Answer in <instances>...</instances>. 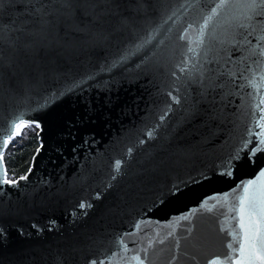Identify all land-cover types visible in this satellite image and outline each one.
<instances>
[{"label":"water","instance_id":"1","mask_svg":"<svg viewBox=\"0 0 264 264\" xmlns=\"http://www.w3.org/2000/svg\"><path fill=\"white\" fill-rule=\"evenodd\" d=\"M137 2L134 11L130 5ZM216 3L121 0L104 39L63 26L58 34L49 29L45 39L22 37L16 64L0 75V141L5 121L25 112L41 124V151L32 157L28 180L0 194V264H52L57 255L64 264H83L84 258L138 264L136 256L144 264L223 259L239 230L238 216L231 194L228 200L214 194L251 178L257 166L264 167V155L249 153L253 166L233 161V175H220L230 155L247 152L243 139L248 147L258 143L246 136L249 127L259 131L248 95L253 88L231 98L224 121L183 110L195 96L185 100V78L175 66L184 54L191 57L187 45L195 47L202 16ZM189 23L194 27L184 32ZM124 50L131 55L120 70L82 79ZM249 66L255 68L246 61ZM245 69L244 75H253ZM73 81L80 86L71 87ZM168 92L181 104L167 98L174 104L167 130L149 141L146 126L158 118ZM258 92L264 95V87ZM260 115L255 110L256 119ZM121 157L123 172L115 171L114 160Z\"/></svg>","mask_w":264,"mask_h":264},{"label":"snow or ice","instance_id":"2","mask_svg":"<svg viewBox=\"0 0 264 264\" xmlns=\"http://www.w3.org/2000/svg\"><path fill=\"white\" fill-rule=\"evenodd\" d=\"M120 2L121 0H0V75L3 74V69L13 68L16 64V55L22 47V37L39 35L45 39L49 29L58 34L63 26L85 36L106 38L107 26L111 24V18L118 14ZM130 6L134 11H138L140 7L139 2ZM78 10L80 16L77 15ZM126 20L127 17L121 16V22ZM202 20L203 23L199 24L197 29L195 47L191 41L187 45V53H191V57L184 54L183 60L175 66L185 78V100L189 99L190 94L195 96L191 107L183 110L188 115L203 112L209 119L224 121L228 116L225 109L231 103V98L237 96L239 89L251 87L255 90L248 95L253 97L252 123L259 131L253 132L252 127H249L246 136L251 137L252 141L258 140V143L254 147H248V139L241 141L248 149L247 152L243 155L239 152L230 155L227 163L222 165L226 170L220 175L230 177L233 175V161H237L241 166H253L255 161L249 153L254 155L259 151L264 155V107H260L264 105V95H259L258 92L259 88L264 87V0H218V3L207 9V14L202 16ZM193 27L194 23H189L184 32ZM218 28L223 31L218 33ZM180 39H185L183 34ZM140 47L143 45L136 46L137 51ZM5 49L8 50L7 56ZM130 55L131 53L124 50L118 57L100 65L82 79L91 80L99 73L120 70ZM246 61H250L255 68L249 66L245 69ZM242 69L252 72L253 75H244ZM257 69L259 82L255 79ZM237 73H240L239 77ZM171 75L180 78L177 71H173ZM237 78L241 81L239 85L236 84ZM106 84L107 82L105 86ZM79 86V82H72L71 87ZM168 97L176 105L181 104L179 96H174L172 92L167 93L163 106L156 109L158 118L154 119L151 127L146 126V139L149 141L160 138L159 129L167 130L166 118L169 113L174 112V104L168 101ZM255 110L261 113L258 119L255 117ZM5 122L7 130L2 133L3 140L0 141V194L8 191L5 186L18 190L19 182L28 180L29 173L33 172V165L30 164L27 172L18 175L14 168L9 167L12 153L9 152L6 159L4 149L10 141H13L15 146L14 137L23 138L25 129L41 128L38 120L25 112H20ZM170 136L171 133L169 139ZM144 142L140 140L138 143ZM40 151L41 147L35 148L36 153ZM127 151L132 152L133 148H128ZM122 159L123 157L114 160L115 171L123 172ZM126 164L127 161H124V165ZM110 175L114 176V172H110ZM230 194L234 201L232 210L238 216L239 230L232 233L235 240L227 245L228 252L223 259L216 257L208 264H264V167L257 166L251 178L242 179L228 191L214 195L228 200ZM84 206L83 203L80 204V207ZM2 232L3 229H0V233ZM116 247L118 248V245ZM110 255L117 256V252L112 251ZM133 259L137 260L138 264H144L139 256ZM52 264H64L63 257L54 256ZM83 264H105V261L84 258Z\"/></svg>","mask_w":264,"mask_h":264},{"label":"trees","instance_id":"3","mask_svg":"<svg viewBox=\"0 0 264 264\" xmlns=\"http://www.w3.org/2000/svg\"><path fill=\"white\" fill-rule=\"evenodd\" d=\"M37 132L38 129H25L23 131V138L14 137L15 146H13V141H10L8 147L4 149L6 159L9 152L12 153L13 158L9 163V167L14 168L18 175H23L27 172L35 153V148L39 147Z\"/></svg>","mask_w":264,"mask_h":264}]
</instances>
